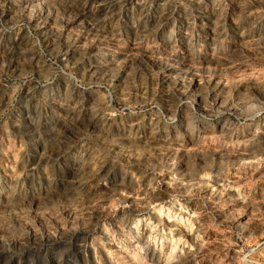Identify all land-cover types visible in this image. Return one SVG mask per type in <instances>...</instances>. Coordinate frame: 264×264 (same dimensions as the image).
<instances>
[{"label": "rangeland", "instance_id": "rangeland-1", "mask_svg": "<svg viewBox=\"0 0 264 264\" xmlns=\"http://www.w3.org/2000/svg\"><path fill=\"white\" fill-rule=\"evenodd\" d=\"M262 150L264 0H0V264H264Z\"/></svg>", "mask_w": 264, "mask_h": 264}, {"label": "bare ground", "instance_id": "bare-ground-1", "mask_svg": "<svg viewBox=\"0 0 264 264\" xmlns=\"http://www.w3.org/2000/svg\"><path fill=\"white\" fill-rule=\"evenodd\" d=\"M139 56V55H138ZM175 94V93H174ZM206 97V96H205ZM182 100V99H181ZM223 101V100H222ZM209 104V103H208ZM186 105V104H185ZM241 106V105H240ZM239 108V107H238ZM226 109V108H225ZM229 109V108H228ZM177 110V109H176ZM228 111H230V109L228 110ZM193 114V113H192ZM203 129V128H202ZM262 151H264V150H262Z\"/></svg>", "mask_w": 264, "mask_h": 264}]
</instances>
